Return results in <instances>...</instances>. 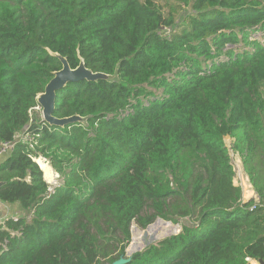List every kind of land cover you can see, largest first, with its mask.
Wrapping results in <instances>:
<instances>
[{
  "label": "trees",
  "instance_id": "1",
  "mask_svg": "<svg viewBox=\"0 0 264 264\" xmlns=\"http://www.w3.org/2000/svg\"><path fill=\"white\" fill-rule=\"evenodd\" d=\"M258 33L264 0H0V145L32 139L0 159V201L22 212L0 228V264H111L131 224L156 219L180 231L127 264L262 261ZM56 55L109 76L55 92V118L83 119L64 127L34 112ZM230 151L256 201L242 202Z\"/></svg>",
  "mask_w": 264,
  "mask_h": 264
},
{
  "label": "water",
  "instance_id": "2",
  "mask_svg": "<svg viewBox=\"0 0 264 264\" xmlns=\"http://www.w3.org/2000/svg\"><path fill=\"white\" fill-rule=\"evenodd\" d=\"M56 56L59 59L62 67L59 71L54 73L53 78L46 84L44 88V92L38 95L37 104L38 107L41 109L42 122H45L50 126L64 127L65 125L68 124L82 122L83 119L79 116H72L69 118H62V119L55 118L52 115L55 106V94H56L55 92L62 89L68 83L80 82L83 80L108 81L109 76L102 73H92L91 71L87 70L84 67L82 62H80L77 68L71 69L64 58L58 55ZM25 129H27V127ZM131 255L126 256L125 254V257H121L118 260L112 262L111 264H127L130 261ZM259 264H264V259L260 261Z\"/></svg>",
  "mask_w": 264,
  "mask_h": 264
},
{
  "label": "rangeland",
  "instance_id": "3",
  "mask_svg": "<svg viewBox=\"0 0 264 264\" xmlns=\"http://www.w3.org/2000/svg\"><path fill=\"white\" fill-rule=\"evenodd\" d=\"M253 37H254V39L260 40V42H262V43L264 42V37H262V34L261 33L255 34ZM34 112H35V115L37 117H40V119H42L41 109L39 107L35 108ZM225 144L227 145L228 149H230L229 148L230 147V140H229V138H226L225 139ZM230 157H231L232 164H233V167H234V173H235L234 180H235V183L237 184V186H239L242 189V192L243 193H246V190H250V188H249V185L247 183L246 178L245 177H242L243 176V173H242L243 171H242L241 163L238 160V158H236V156L234 154H232L231 151H230ZM43 178L45 179L44 176H43ZM243 179H244V181H243V184H242L241 181ZM49 181H50V179H49ZM57 182H58V177H57V174H56L55 180L53 182H47V184H49L50 187L52 188L54 185L57 184ZM143 213L149 214V213H151V211L148 210V209H145ZM169 224L172 225L169 222H163L160 219H156L146 229L141 230V229H139L136 226L135 222H133L131 224V227H130V232H131V241H130V244L133 243L134 251L132 253L128 251L129 246H130V244H129L128 247H127V249H126V253H125L126 256L127 255L130 256L134 252H137V251L142 250L146 245H149V244H151L153 242H156L158 240H161V239H163L165 237H168V236L177 234L178 231H179V228H180L179 225H173V226L177 227V229H178L175 232V231H170V230L167 229L168 228L167 225H169ZM133 238H134V240H133Z\"/></svg>",
  "mask_w": 264,
  "mask_h": 264
},
{
  "label": "crops",
  "instance_id": "4",
  "mask_svg": "<svg viewBox=\"0 0 264 264\" xmlns=\"http://www.w3.org/2000/svg\"><path fill=\"white\" fill-rule=\"evenodd\" d=\"M236 158H238V157L236 156ZM238 160L240 161L239 158H238ZM241 166H242V164H241ZM242 171H243V169H242ZM242 173H243L242 177H245L247 180V183H248L247 177L245 176L244 172H242ZM234 178H235V176H234ZM243 181H244V179L241 181L242 184H243ZM233 183H234V185L237 186L234 179H233ZM248 185H249L250 190H246V193H243L242 189H241L242 202H246V201H249L251 199H253L255 201L257 200V196H256L255 192L252 190L251 185L249 183H248ZM21 214H22V212H21L17 203L8 204V203H4V202L0 201V218H9V217L16 218V217L20 216ZM247 264H259V263L248 260Z\"/></svg>",
  "mask_w": 264,
  "mask_h": 264
},
{
  "label": "built area",
  "instance_id": "5",
  "mask_svg": "<svg viewBox=\"0 0 264 264\" xmlns=\"http://www.w3.org/2000/svg\"><path fill=\"white\" fill-rule=\"evenodd\" d=\"M31 140L32 139L27 134L22 133L21 135L17 136L13 142H8V143L1 144L0 145V159L3 156L7 155L9 153V151L12 149V147L18 142L28 143L29 146L31 147ZM4 219L5 218H0V228H1L2 224H3ZM179 230H180V228H179Z\"/></svg>",
  "mask_w": 264,
  "mask_h": 264
},
{
  "label": "bare ground",
  "instance_id": "6",
  "mask_svg": "<svg viewBox=\"0 0 264 264\" xmlns=\"http://www.w3.org/2000/svg\"><path fill=\"white\" fill-rule=\"evenodd\" d=\"M39 159H41V158H39ZM43 162H45L43 159H41ZM49 179H50V181L49 182H53L54 180H55V178H56V174L52 171V169L50 168V166H49ZM167 229L168 230H170V231H177L178 229H177V227H175V226H173V225H167ZM134 233V232H133ZM166 233V232H165ZM164 236V235H163ZM133 240H134V238H133ZM128 251L129 252H133L134 251V247H133V243L132 244H130V246H129V249H128Z\"/></svg>",
  "mask_w": 264,
  "mask_h": 264
}]
</instances>
